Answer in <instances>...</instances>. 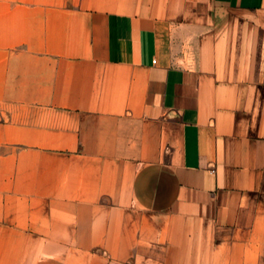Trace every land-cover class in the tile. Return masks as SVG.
<instances>
[{
    "label": "crops",
    "instance_id": "1",
    "mask_svg": "<svg viewBox=\"0 0 264 264\" xmlns=\"http://www.w3.org/2000/svg\"><path fill=\"white\" fill-rule=\"evenodd\" d=\"M0 264H264V0H0Z\"/></svg>",
    "mask_w": 264,
    "mask_h": 264
}]
</instances>
